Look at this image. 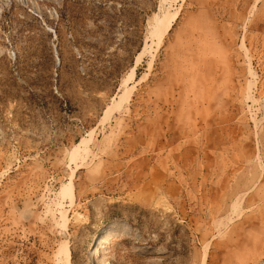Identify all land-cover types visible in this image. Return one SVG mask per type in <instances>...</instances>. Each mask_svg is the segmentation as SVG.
I'll use <instances>...</instances> for the list:
<instances>
[{"label": "rangeland", "instance_id": "obj_1", "mask_svg": "<svg viewBox=\"0 0 264 264\" xmlns=\"http://www.w3.org/2000/svg\"><path fill=\"white\" fill-rule=\"evenodd\" d=\"M105 229L112 264H264V0H0V264Z\"/></svg>", "mask_w": 264, "mask_h": 264}, {"label": "bare ground", "instance_id": "obj_2", "mask_svg": "<svg viewBox=\"0 0 264 264\" xmlns=\"http://www.w3.org/2000/svg\"><path fill=\"white\" fill-rule=\"evenodd\" d=\"M170 22V21H169ZM167 25V24H166ZM164 28V27H163ZM167 28V26H166ZM157 29V28H156ZM155 29V30H156ZM166 30V29H165ZM164 31V30H163ZM163 34V33H162ZM161 34V35H162ZM154 35V34H153ZM158 35V33H157ZM153 37V36H152ZM155 38V37H154ZM161 42V41H160ZM146 47V46H145ZM143 50V49H142ZM128 96L125 95L120 99V102H117L116 105L119 106V108L127 102ZM111 114V113H110ZM71 190V189H70ZM119 228V227H118ZM121 228V227H120ZM127 229V228H126ZM126 231V230H125ZM128 232V230H127ZM126 232V233H127ZM115 233V232H113ZM113 233L110 229H105L103 233L101 234L99 238V244H100V259L99 264H112L117 259V253L113 246ZM118 234V233H117ZM128 234V233H127ZM126 234V235H127ZM133 235V234H132ZM118 236V235H117ZM129 237V236H128ZM99 250V249H98ZM63 252H66L65 250ZM99 254V253H98ZM66 256V255H65ZM67 257V256H66ZM67 260V259H66ZM69 260V259H68ZM98 263V262H97ZM66 264H69V262H66Z\"/></svg>", "mask_w": 264, "mask_h": 264}, {"label": "built area", "instance_id": "obj_3", "mask_svg": "<svg viewBox=\"0 0 264 264\" xmlns=\"http://www.w3.org/2000/svg\"><path fill=\"white\" fill-rule=\"evenodd\" d=\"M52 33V35H53V40H55L56 38H55V34H54V32H51Z\"/></svg>", "mask_w": 264, "mask_h": 264}, {"label": "water", "instance_id": "obj_4", "mask_svg": "<svg viewBox=\"0 0 264 264\" xmlns=\"http://www.w3.org/2000/svg\"><path fill=\"white\" fill-rule=\"evenodd\" d=\"M100 245V244H99Z\"/></svg>", "mask_w": 264, "mask_h": 264}]
</instances>
